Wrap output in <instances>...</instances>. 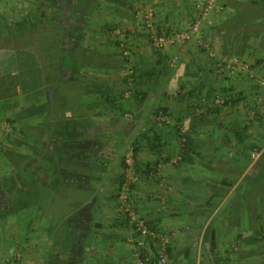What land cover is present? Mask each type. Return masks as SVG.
<instances>
[{"label":"crops","instance_id":"0c3cea01","mask_svg":"<svg viewBox=\"0 0 264 264\" xmlns=\"http://www.w3.org/2000/svg\"><path fill=\"white\" fill-rule=\"evenodd\" d=\"M56 1L69 10V18L73 20L69 21L72 25H69L68 34L67 27L61 31L62 47L67 43L66 46H71L74 52L84 49L88 64L78 69L76 64L60 63L59 60L56 82L48 83L42 75L39 87L29 84L26 88L21 87L14 76L17 70H0V117L5 118L3 121L9 125L11 122L7 117L15 120L8 133L4 135L0 132V231L4 233V228L10 229L11 225L19 227L10 231L9 237L2 239L4 242L10 240L8 249H12L11 238L14 235L18 233L24 238L14 247V250L20 246L24 248V264H37V261L38 264H136L129 244L130 236L134 237L135 232L128 214L123 212L115 196L122 174L119 171V156L123 153L125 139L133 140L135 134L120 120L127 101H114V97L107 100V93L115 95L119 88L122 91L126 75L116 44L115 47L111 45L116 41L111 39L119 27L126 28L128 35H133V42L129 39L131 49L137 53L142 43L137 42L134 33L139 35L141 32L138 31L141 23L136 19L141 9L155 10L154 20L159 29L165 26L183 29L197 15L204 0ZM1 4L8 5L0 0ZM41 4L42 1L37 7ZM90 8L93 9L91 16L88 15ZM239 10L250 19L231 23V15ZM101 12L103 18L95 19V14L101 15ZM209 19L208 40L217 49L229 51L254 64L259 74L264 75V46H260V42H264V0H215ZM60 20L62 26L64 22L62 18ZM96 27L102 35L97 42L88 38ZM79 32L82 37L76 40ZM35 38L36 35L27 39L31 41ZM194 44H186L181 51L185 59L199 64L197 67L193 63V73L199 79L189 89L197 87L200 92H210L228 87V84L216 85L210 76L214 71L207 63L200 64L205 60L204 52ZM173 47L165 49V53L176 54L179 46ZM146 64L142 70L148 67ZM84 74L89 78H85ZM242 75L231 81L235 91L242 92L239 96L245 95L246 101H255L258 96L260 98L258 92L262 88L254 79L250 80L247 73ZM12 82H16L13 84L18 86L19 94H15ZM63 88L68 91L83 88L87 94L65 90L61 93ZM37 89L43 92L36 100V97L29 95ZM68 97L70 99L67 102ZM172 97L170 95L167 99L174 105ZM178 98L181 100L180 105L186 104L182 99L183 94H178ZM132 104L137 109L139 107L138 111L144 106L140 99ZM184 110L178 109L174 113L176 118H182L186 125L197 123V119L191 114L186 115ZM14 124L18 126L13 127ZM202 124L196 129L207 137L205 133L209 130L202 128ZM7 135V140H4ZM202 146L200 156L203 154L204 158L200 159V164L206 171L202 169L199 177H194L191 173L175 172L168 167L167 181L171 185L169 196H164L160 187L163 182L159 183L158 179L150 181L153 184L150 187L140 182L133 188L132 195L137 194L139 197L137 202L141 215L151 222L152 227L166 229L173 234L169 254L174 264H198L194 262L196 251L199 257L204 252L206 264H210L208 260L213 259L214 253L222 261L230 260L233 264H264L251 257H255L257 248L264 247L263 242L257 243V236L264 234V225L259 223L262 197L258 201L254 200L251 196L254 190L250 191V186L241 194V180H236L234 173L236 164L220 154L218 149L223 146L220 142L219 147L215 148L213 160L207 151L209 146ZM259 156L262 160L264 148ZM259 162L260 165L262 162L264 164V161ZM224 166L229 174L221 177ZM225 169L223 171L226 172ZM212 170L216 171V177L211 175ZM145 186L151 190L149 196L140 194ZM9 202L14 210L5 208V203ZM57 202L62 203L58 213L55 211ZM19 203L20 207H16ZM32 210H36L34 214L37 216L20 213ZM18 218L23 219L22 225L16 224ZM33 218L38 222L37 225L36 222L33 224ZM32 225H36V230ZM192 234L199 236L192 237ZM239 237L244 238L246 247L243 250L235 246ZM188 239L193 240L186 243Z\"/></svg>","mask_w":264,"mask_h":264},{"label":"rangeland","instance_id":"374dc122","mask_svg":"<svg viewBox=\"0 0 264 264\" xmlns=\"http://www.w3.org/2000/svg\"><path fill=\"white\" fill-rule=\"evenodd\" d=\"M41 0H2V2H5L8 5H0V19H7L6 21L8 23H16L18 20L22 19L26 14L39 11V8H37V5L40 4ZM56 7H60L62 5L61 2L55 3ZM63 7H61L62 9ZM64 9V8H63ZM139 9V8H138ZM153 11V30L154 31H161V32H176L184 29H188L191 23H193L195 16L192 17V20H190L189 26L187 28L183 29H171L168 26L162 27L159 29L156 25L155 16V10L151 9H145L140 10L139 13L136 16V19L140 21L141 24H139L140 29L138 28V31L141 30V33H138L139 35H136L134 33V36L137 38V42L142 43V47L138 49V52L136 53L134 50L131 49V42H133L132 37L133 35H128L126 28H118L115 36L112 41H119L120 39L123 40L128 44V47L123 44L124 47L127 48V51L129 52V60L127 63H123L124 65V71L129 73L131 69H135L136 73L139 71V73L136 75L134 79L131 80L130 87L126 88L124 87L122 91L120 88L116 91V96H122L124 100L127 101V106H125V109L122 111V119L121 122L125 125H127L128 130H133V133L136 137H138L142 132H148L150 134L153 133V130H159L158 135L161 138L162 147L157 148H151L146 144L145 146H142L139 150L138 154L135 156L133 152V142L135 141L134 138L125 139L126 142L124 143V150L123 153L119 156V163H120V173L126 178V175L133 176L135 178V181L131 184L130 190L127 193V201L124 202L121 198V186L117 187L115 191V196L117 197V200L119 201V205L122 206V210L124 213L127 214L125 207L129 206L130 209L134 210L137 215H139L140 218L146 220L140 213L138 202L137 200L139 197H137V194L132 195L133 188L137 186L140 182H144L147 184V187H150L153 185L150 181L152 180H159V183L163 182L162 190L164 192V196H169L168 190L171 188L170 183L167 181V173L166 170L168 167H171L172 170L175 172L193 174L194 177H199L200 171L203 169L205 172L206 170L201 166L200 159L202 160L204 158V155H201V145L202 147L209 146L207 148V151L209 155L214 159L215 156V148L219 147V142L221 145V149H218L220 154L223 155L224 158H227L229 162H233L236 164V168H234V173L237 176L236 180L239 179L240 181V192L241 194L245 192L249 186L250 191L254 190L252 192V197L254 200H259V197H262V206L260 210V220L259 223L264 225V164L260 165L259 161H264V156H262V160H260V152L264 148V84H261L259 81H264V75L261 76L257 69L254 68V64H250L247 60H244L240 56H237L236 54L229 53V51L223 52L222 50L217 49L208 39V28L210 29V26L208 23H205L202 27V33L207 39V41L210 43L212 51H214L215 55H211L206 49L202 48L201 46L197 45L195 41H189L184 44H174V45H166L162 48H159L155 45V43L152 41L150 34L152 31L148 29L146 26H144L145 21V15L148 11ZM93 12V9L88 10V15L91 16ZM242 10H239L236 14L233 13L231 15V23L239 22V20L244 19H250L245 14L241 13ZM106 14V13H105ZM198 14V12H197ZM95 19L103 18L102 12L101 15L95 14ZM251 15V14H250ZM38 16V15H37ZM101 17V18H100ZM89 20V18H88ZM91 20V19H90ZM142 25V26H141ZM101 27V26H99ZM206 27V29H205ZM206 30V31H205ZM102 36L100 34V30L91 31L90 36L88 38L93 39L96 42L98 41L99 37ZM131 36V37H129ZM139 38V39H138ZM103 39V38H102ZM190 43H195V47L198 48L201 52H204L205 54V60L201 62L200 64L203 65L207 63L208 67L211 69L212 73L210 76L212 77L213 81L216 82L217 86L222 84H228L229 86L224 87L225 89L218 90V91H202L200 92L197 87L189 89L191 85L194 83H197V80L199 79L197 74L195 75L193 73L194 64L198 67L197 62H191L189 58H184L181 51L182 48ZM114 42L111 43L115 47ZM68 45L65 43V47H71L66 46ZM264 42H260V46L263 47ZM173 46H179V51L176 54L172 53H165V49L167 48H174ZM116 49L118 51V54H120V49L116 45ZM264 49V47H263ZM255 50H258L255 48ZM259 53L261 50H258ZM264 51V50H263ZM79 53V52H78ZM223 57H236L241 62H243L244 66H248L247 69L240 70L236 74L228 75L226 71H219L218 67V61L219 59ZM122 59L121 57H119ZM147 63L148 67L152 69L155 73L154 76L151 78H144L141 77L139 74L141 72L142 66ZM253 66V67H252ZM186 68V71L184 70ZM31 69V68H30ZM28 69L27 76L29 79L32 76L31 70ZM25 71V70H24ZM247 73V77L251 80L254 79L256 84L262 88V91L258 92L260 98L257 97L255 101H246V96L240 97L239 94L242 95V92L235 91V86L231 83L232 80L238 79V76H241L242 74ZM243 76V75H242ZM85 78L87 77L86 74H84ZM203 78V76H202ZM215 84V83H214ZM231 85V86H230ZM14 88L15 86L12 85ZM173 87V89L171 88ZM222 86H220L221 88ZM234 87V88H233ZM186 89V90H184ZM16 91L15 94H19L18 86L14 88ZM147 91V95L145 100H142V93ZM169 92L170 95H172V99L174 100V105L172 104V101H168L167 98H169ZM79 92V90L77 91ZM75 92V94H77ZM183 94L184 102L186 101V104H179L180 98H178V94ZM257 93V92H256ZM175 94L177 96L175 97ZM163 95H165L163 97ZM21 96V95H20ZM18 96L19 99L21 97ZM239 97V98H238ZM70 97H68L67 102L69 101ZM137 99H140L143 103V108H141L140 111L139 107L138 109L133 104ZM218 100V102H217ZM229 102H226V101ZM233 101H236L235 103ZM191 102V103H190ZM170 104V106H169ZM183 105H185V110L183 109ZM175 106V107H174ZM192 106V107H190ZM167 108V110H164ZM193 108V109H192ZM81 109H85L84 106H82ZM184 110L187 112L186 115L191 114L193 115L197 123L194 124V129H190V145L185 146L184 142H187V137H181L182 139H177L176 135V127H179L182 125V130L184 132V128H186V124L183 121V119H178L174 115V113L177 110ZM137 110V111H136ZM184 112V113H186ZM183 113V114H184ZM182 115H180L181 117ZM8 119V118H7ZM127 119V120H126ZM0 123L2 124V121L5 120V118L0 117ZM200 121V122H199ZM202 121V122H201ZM4 122V121H3ZM202 124V128L207 131L205 134L208 136L205 137L204 134H200V132L196 128H200ZM7 124V121L6 123ZM12 124V123H11ZM10 124V126H11ZM18 124V123H17ZM14 124L13 127H17L18 125ZM9 125V123H8ZM180 128V127H179ZM245 131V139L244 142H241L236 134H239L240 132ZM204 130V131H205ZM6 129L1 130L2 134H6ZM188 131V130H187ZM211 131V133H210ZM137 133V134H136ZM4 134V135H5ZM202 136H204L202 138ZM7 137L4 136V140H7ZM112 138V137H111ZM120 139V138H119ZM117 139V140H119ZM121 140H124V138H121ZM219 141V142H218ZM149 149L147 150V148ZM151 148V149H150ZM256 152V156H253V153ZM129 155V156H127ZM221 155V156H222ZM209 156V157H210ZM259 156V157H258ZM208 157V158H209ZM18 158V156H17ZM129 158V161L131 164H128L126 162V159ZM125 160V163L129 166L127 169H124L122 166V161ZM205 160V159H204ZM222 163V160H219ZM227 161V162H228ZM144 164H143V163ZM215 162V161H214ZM228 162V163H229ZM139 163L142 167V170H136V164ZM214 164V163H213ZM251 165L249 170L246 171L248 165ZM147 165H150L151 169L150 171H146ZM199 165V166H198ZM222 168L220 175L223 177L225 174H229V170ZM223 169L227 170L226 172L223 171ZM125 170V171H124ZM4 171V170H3ZM2 171V172H3ZM146 171V172H145ZM245 171L247 172L245 174ZM213 177H216L217 173L216 171H211ZM5 174L7 171L4 172ZM3 173V174H4ZM121 174V176H122ZM234 175V176H235ZM124 178V180H125ZM245 178V179H243ZM123 180V181H124ZM20 182V181H19ZM154 182V181H153ZM263 183V185L261 184ZM247 183L249 185H247ZM146 187V186H145ZM142 188L140 190V194H145L149 196V193L151 190H148V188ZM254 187V188H253ZM137 190V187L135 188ZM146 189L147 191H145ZM75 193V192H74ZM80 198L81 195L79 193H76ZM139 195V194H138ZM252 198V199H253ZM253 200V201H254ZM257 203V202H256ZM9 203H5V208H9V210H14L13 205ZM10 206V207H9ZM34 206V205H32ZM120 206V207H121ZM16 207H20V203L16 205ZM15 207V208H16ZM181 207V206H179ZM182 208V207H181ZM19 209V208H18ZM34 209V208H32ZM62 209V203L57 202L55 205V211L58 213ZM20 210V209H19ZM36 211V210H35ZM35 211L25 213L24 211H20L21 214L24 215H35ZM38 214V213H37ZM56 217H58L56 215ZM38 218V217H36ZM129 219V218H128ZM27 220V219H26ZM33 224L36 222L35 218H33ZM16 224L19 226V224L22 225L24 222L23 219L18 218L16 220ZM130 222V219H129ZM197 222L199 220L197 219ZM36 225L38 222L35 223ZM261 224V225H262ZM36 225H32L33 228L36 230ZM130 225L132 226V229L134 231L133 225L130 222ZM262 225V226H263ZM14 225H11V228L8 227L7 230L4 228V233L0 231V264H24L25 263V257L23 256L24 248L16 247L18 246L17 242L23 241V237L17 235H14L11 238L12 243V249L9 248V241L5 240L3 241L2 238L9 237L10 231L17 230L18 228L12 227ZM153 232L156 234H160L159 236H166L167 239V247L168 251H170V245L172 243V237L173 234H171L170 231L166 229H160V228H154L152 227ZM22 231V226H21ZM16 234V233H15ZM136 234H134L135 237ZM192 237L199 236V234H192ZM134 237L130 236V240ZM243 237H239L235 241V246L239 248L240 250H243L246 246L244 245L245 242L243 241ZM257 243H264V234H259L257 236ZM193 239L189 240L186 243H190ZM198 240V239H197ZM131 241H129L130 244ZM151 242L156 245L159 244V240L157 238L151 239ZM185 243V242H184ZM21 245V243H20ZM154 251V249L152 248ZM238 250V249H237ZM38 251V249L36 250ZM132 251V250H131ZM264 247L261 246L257 248L255 252V257L251 256L252 259H255L256 262L263 261L264 262ZM173 253H175L173 251ZM196 259L194 262H198V264H206V258L204 256V252L201 253L202 255L199 257L198 251H196ZM263 254V255H262ZM133 256V253H132ZM214 256V255H213ZM176 260V259H175ZM213 259H209L208 262H212ZM136 261V260H135ZM174 261V260H173ZM228 262V261H226ZM261 262V263H263ZM174 263V262H173ZM33 264V263H32ZM38 264V261H37ZM137 264V263H136Z\"/></svg>","mask_w":264,"mask_h":264},{"label":"trees","instance_id":"16d2710c","mask_svg":"<svg viewBox=\"0 0 264 264\" xmlns=\"http://www.w3.org/2000/svg\"><path fill=\"white\" fill-rule=\"evenodd\" d=\"M42 4L40 5L39 10L45 9V16L43 15L40 17L37 14H32L30 17H32V20H28L26 17L27 14L20 20H18L16 23H8L7 19H0V70L1 71H8L10 69L17 70V74L14 75L19 80L21 87H29V84H33L34 87H39L41 82V76L43 75V78L48 81V83H53L57 81V73L56 68L58 66L59 60L60 63L68 62V64H76L78 69H81L83 67H86L88 64L86 61V53L84 49L81 51L74 52L71 47H62L63 40L61 31L64 30V26L62 27L61 20L59 18V15L62 14L61 7H56L55 3H57L56 0H41ZM38 6V5H37ZM44 6V9H41ZM49 14V15H48ZM62 16V15H60ZM145 26V24H144ZM34 40L29 41L27 38L29 36L35 37ZM78 37V38H77ZM82 35L81 32L76 36V40L81 39ZM118 48L120 49V56L123 63L128 62L129 55L125 53V50H127L126 47H123L122 45L125 44L128 47V44L126 41L119 40L115 42ZM38 45V49L36 50ZM67 51L69 52L67 54ZM79 52V53H78ZM85 53V54H84ZM58 54L59 59H58ZM84 57V58H83ZM41 62V63H40ZM124 65V64H123ZM43 68H42V67ZM31 68V69H30ZM30 69L32 72V76L29 79L27 76L28 72L27 70ZM25 70V71H24ZM147 70V71H145ZM145 70H141L140 76L144 78H151L154 76V71L148 67H146ZM140 71V70H139ZM135 69H131V72L127 73L124 76L123 79V85L126 88L130 87V77L134 79L136 75L139 73ZM12 75H10L8 78H10ZM4 79H6V76H3ZM16 82H12L11 85ZM82 85V84H81ZM65 87V85H63ZM62 87V86H61ZM64 90L67 92H72L73 90H67L63 88V91L61 93H64ZM78 89L76 88L73 92H77ZM42 90L37 89L35 90L31 95L32 98L36 97V100L40 98L42 95ZM78 93V92H77ZM79 93L82 95H86L87 91L85 89L81 88L79 89ZM147 95V91L142 93L141 97L142 100H145ZM29 96L26 98L29 99ZM114 97L115 100L123 99L122 96H116L113 95V93H107V100ZM111 101V100H110ZM113 102V101H112ZM226 102H229L228 100ZM234 103L236 101H233ZM118 107L119 104L117 105ZM192 107V106H190ZM9 108V106L7 107ZM193 109V108H192ZM164 110H167L165 108ZM23 115V113H22ZM8 120L13 124L15 120L11 117H7ZM182 119V118H180ZM180 127V128H179ZM176 127L177 132V139L181 140V137H187V142H184V145L187 147L190 145V129H194V124L191 123L190 125H186V131L183 132L182 125ZM22 128V127H21ZM245 129L244 131L240 132L239 134H236L237 138L244 142L245 139ZM39 141L41 138L38 139ZM148 144L151 148H159L162 147L161 138L159 137L156 130L152 134L148 132H142L138 137L135 138V141L133 142V152L136 156L143 146V144ZM122 166L124 169H127L129 167L125 160L122 161ZM151 167L150 165H147L146 171H150ZM136 170L141 171L142 167L139 163L136 164ZM125 171V170H124ZM143 171V170H142ZM145 171V172H146ZM124 174L120 176V185H122V182L124 180ZM263 185V183L261 182ZM148 225L151 227V222H147ZM152 229V228H151ZM212 236H214L212 234ZM214 238V237H213ZM152 239V238H151ZM151 239H149L150 246L156 251L155 244L151 242ZM210 264H233L230 260L228 262L222 261L221 257L219 258L217 253H214L213 260L210 262Z\"/></svg>","mask_w":264,"mask_h":264},{"label":"built area","instance_id":"2783aa9c","mask_svg":"<svg viewBox=\"0 0 264 264\" xmlns=\"http://www.w3.org/2000/svg\"><path fill=\"white\" fill-rule=\"evenodd\" d=\"M215 0H204L203 4L199 8L198 14L195 17L193 23L189 26L188 29L176 31V32H161L153 30V11H148L145 15V26L152 31L150 37L155 45L159 48H162L166 45H174V44H184L189 41H195L197 45L206 49L211 55H215L214 51H212L210 43L207 41L205 36L202 33V27L205 23H211L209 19V15L214 7ZM123 46V45H122ZM124 47V46H123ZM125 53L129 55L128 51L125 50ZM219 71H226L227 74L233 75L239 72L240 70L247 69L248 66H244L243 62H241L236 57H223L218 61ZM131 72V71H130ZM132 77H130V81ZM261 84H264V81H259ZM218 102V100H217ZM0 123V129H6V133H8L11 128L10 125ZM256 152L253 153V156H256ZM129 156V155H127ZM128 164H131L129 158L126 159ZM135 181L133 176L126 175L125 180L121 185V198L124 202L127 201V193L130 190L131 184ZM125 210L128 214L130 222L133 225L135 237L131 239L130 246L132 249L133 257L136 260L137 264H174L167 247V239L166 236H159L160 234H156L153 232L148 223L139 217L136 212L130 209L129 206L125 207ZM157 238L159 240V244L156 246V251L152 250V247L149 244V239Z\"/></svg>","mask_w":264,"mask_h":264},{"label":"flooded vegetation","instance_id":"af4514ba","mask_svg":"<svg viewBox=\"0 0 264 264\" xmlns=\"http://www.w3.org/2000/svg\"><path fill=\"white\" fill-rule=\"evenodd\" d=\"M62 7H63V5H61ZM41 9H44V7H42ZM61 15L62 16H60V19L62 18L63 19V22H64V24L62 25V26H64V27H67L68 29H67V33L66 34H68V31H69V25L71 24V22H69V21H73V20H71V18H69V15H70V12H69V10H67L66 8L65 9H63L62 8V11H61ZM32 14H37V15H39L40 17H42L43 15H45V9L44 10H39L38 12L37 11H33V12H31V13H29V15H27L26 17L28 18V20H32V17H30V15H32ZM49 15V14H48ZM68 18H69V20H68ZM74 24V23H73ZM72 25V24H71ZM70 39V38H69Z\"/></svg>","mask_w":264,"mask_h":264}]
</instances>
